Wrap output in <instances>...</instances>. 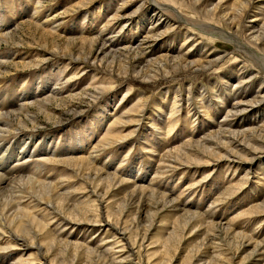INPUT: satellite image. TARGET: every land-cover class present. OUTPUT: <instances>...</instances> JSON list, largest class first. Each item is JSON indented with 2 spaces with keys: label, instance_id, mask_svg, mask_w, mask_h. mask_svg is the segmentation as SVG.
<instances>
[{
  "label": "rangeland",
  "instance_id": "374dc122",
  "mask_svg": "<svg viewBox=\"0 0 264 264\" xmlns=\"http://www.w3.org/2000/svg\"><path fill=\"white\" fill-rule=\"evenodd\" d=\"M36 1L0 0V23L7 22L6 25L11 26L18 23L12 38L0 43V59L5 60L7 54L15 52L25 55L34 64L43 54L54 53L56 47H61L64 55L50 58L48 65L41 63L37 68L27 66L30 63L22 66L8 61L6 68L10 74L0 71V109H7L13 99L16 101L15 93L22 87L30 91L35 86L45 85L50 89L70 77L64 83L63 95L43 106L31 107L30 118L24 123L27 129L23 131L35 135L34 145L54 148L57 154H43L48 158L40 155L50 158L42 169H33V159L26 161L17 169L18 175H14L27 177L30 174L35 179L54 181L61 174L66 185L60 191L63 192L60 199L48 196V201L55 206L38 200L46 195L36 190H22L25 194L22 204L33 208L37 204L32 216L46 227L28 221L26 226L15 227L13 233L26 240L25 245H32L31 230H35V245H40L41 252L38 253L35 246H20L19 241L16 244L3 228L7 233L0 232L3 248L0 264H44L42 255L47 256L51 264H55L53 260L56 264H264V211L258 212L256 207L264 200V146L254 151L253 160L244 152L247 161H240L235 168L236 163L220 156V150L212 155L202 144L218 129L228 104L240 98L253 101L264 95V62L258 60L259 57L250 60L241 49L214 32L203 33L176 20L173 31L160 43L156 37L150 48L144 45L145 59L153 61L156 55L164 59L166 53L181 55L190 47L189 59L194 60L195 67L202 68L210 60L212 68L192 73L191 69L170 64L169 59L153 61L147 72L149 76H142L146 79L143 81L142 77H135L126 59L118 54L110 58L104 56L100 61L96 59V64L71 59L82 60L92 47L90 55L94 57L99 46L97 35L117 37L116 31L123 20L116 25L105 23L118 0L109 8L107 5L113 0H92L86 6L82 0L46 1L45 10L39 13L42 20L46 12L58 14L71 8L68 14L51 20V25L59 23L60 26L57 33L51 35L42 32L29 19ZM192 1L179 0L177 6L187 16L198 18L201 15L190 11L188 4ZM197 1L202 5L217 4L223 11L236 6L235 0ZM141 3L136 0L129 10L134 22L141 16L146 19L152 12L147 3ZM263 3L264 0H253L243 18L246 26L252 23L250 17ZM99 4L105 6L106 14L98 9ZM25 9L26 15L25 12L20 14ZM19 15L20 23L14 21ZM148 25L144 21L143 28L147 29ZM2 27L0 24V31ZM222 27L240 37L226 24ZM63 28L75 32L62 33ZM184 29L194 33L197 39L183 46L181 41L185 38L179 39L170 50L171 42L167 40L180 30L184 33ZM120 34L131 37L133 32L122 30ZM59 35L65 37L55 38ZM209 51L212 53L206 57ZM112 58L115 59L110 61ZM146 63L135 65L134 70ZM97 82H109L113 86L99 93L97 98H91L92 85ZM137 101L142 111L127 112ZM252 104L239 118L229 122L231 131L247 125L255 127L264 120V103ZM73 109L80 114L73 115ZM114 114H123L120 120L126 122L117 124L111 131L119 130L127 136L99 153L97 167L109 174L96 175L88 169L87 163L81 164L70 157L77 153L80 140L90 138L94 143L110 131L108 122ZM134 118L139 120L127 121ZM9 119L18 124V117ZM15 137L10 134L6 141H16ZM39 153V149L35 150L34 156L42 158ZM172 160L174 165L169 163ZM13 163L10 162L9 167ZM1 204L0 201V208ZM194 212L199 215L198 222L186 225V216Z\"/></svg>",
  "mask_w": 264,
  "mask_h": 264
},
{
  "label": "bare ground",
  "instance_id": "6f19581e",
  "mask_svg": "<svg viewBox=\"0 0 264 264\" xmlns=\"http://www.w3.org/2000/svg\"><path fill=\"white\" fill-rule=\"evenodd\" d=\"M46 1L52 2L54 0H38L36 1V3L34 2L35 3L33 6L34 12L30 15L29 19L33 20L35 25L42 29V32L48 35L56 34L57 30H59V27H60L59 23L56 25H51V20L63 14H68V12L71 11V8L69 9L65 8L63 11H59L58 14L55 12H51V11L50 13L46 12L45 17L42 20L39 13L45 10L43 9L44 8L43 3H45ZM90 1L92 0H82L81 3H83V6H86ZM107 1L108 0H105V2ZM114 1L115 0L111 1L110 4L107 5V7L109 8ZM135 1L136 0H118V3L116 4L115 9L110 13V15L107 16V20L105 23V25L107 26L109 24L116 25L117 23H119L120 20H123V23L120 25L119 30L116 31L117 37H113L112 35H109L108 37L103 38L97 35L95 39L98 40L99 46L97 50H95L96 54L94 55V57L92 54L90 55V53L92 52V49H94L92 47L91 51L88 52L87 55H85V57L82 58V60L79 59V57H71V59L73 61H81L83 63L96 64V59L97 61H100V59H102L104 56L105 58H110L113 54H118L120 56H123L126 59L127 67L135 73V77L136 76L148 77L149 74L147 72L151 70L150 68L154 64L153 61L159 62L163 60V62H166V60L168 59L170 60V64L176 67L178 64L180 67L184 69L185 68H188V70L191 69L192 73H197L199 70L209 69L211 67L209 65L210 60L207 61V63H205L206 65L202 66L203 69L201 68V66L195 67L196 64L193 62L194 60L191 61L189 59L190 53H188V50H190V47H188L187 51L182 53L181 55H172V54L166 53L164 55V59L162 56L160 57V55H156L153 61H147L145 59V54L142 52L144 45L147 44V47L150 48V44L153 42V39L156 37L158 38L157 41L160 43L164 39L167 33L173 31L174 25L176 24L175 21L177 20V21H182L183 23L195 29L197 28L198 29L197 31H203V33H206L208 31L214 32V34L217 35L218 37H221L225 39L226 41L231 42L234 46H236V48L241 49L250 60L253 58L259 57L260 59L258 60H261L262 62H264V10H263L264 5L263 6L257 5L259 6L258 7L259 10L254 12V15L250 17L251 19L249 20V22H252V23L246 26V24L243 22V18L245 17L246 12L249 9V7L252 5L253 0H235L236 2L235 1L234 2L236 6L227 11H223L222 8L220 9L217 4L202 5L197 0H193L192 2H189L188 5L190 8V11L195 12V14L201 15L198 18L187 16L182 11V8L177 6V3L179 0H163L165 1V3H161L158 0H141L142 1L141 5L147 3L148 9L152 12L150 13V16L147 17L146 19L144 18V16H141L140 19L138 20L136 19V21L134 22V20H132L130 17V15L132 14V10L130 11V13H129V10L131 9ZM98 6H99L98 9H100L101 13H105L106 11L105 6H102V4H99ZM73 7L76 8V5ZM255 8L257 7L255 6ZM261 10H263V12H261ZM26 11L27 10L25 9L21 11L20 14H23L25 12V15H26L27 13ZM21 18L22 17L19 15L14 21L17 22V20L18 19L21 20ZM167 20H170L172 22V25L171 23H168ZM144 21L145 23L146 22L149 23V25L147 26V29L143 28ZM20 22L21 21H19V23ZM6 23L5 22L4 24L0 23L1 27L3 26L2 28H4L3 30L0 31V43L2 41L6 42L10 40L13 36V32L16 29V26L18 25V23H14L11 26V24L6 25ZM222 24H226L231 29L238 32L240 37H238L235 33L232 34L229 30L223 28ZM89 26L90 24L87 25V29H89ZM245 26L247 27V29L243 30ZM158 28H161V29L160 31L157 32ZM63 30L64 31H62V33L65 32L67 34L75 32L74 29H71V28L69 29L63 28ZM122 30L123 32H127V33L133 32V34L131 37L129 35L128 37L126 36L121 37V34L119 35V33L122 32ZM163 30H164V34L161 35L163 33ZM189 31L190 30H185V32L183 33V31L180 30L176 36H173L172 38L168 39L167 41L171 42L169 49L170 50L174 49L175 47L173 46L174 44L173 42L179 39L183 40L185 38L183 41H181L182 46L184 45V43L188 41H194V39H197L195 34L190 33ZM64 37L65 36L62 37L61 35H59L55 38L63 39ZM119 37L120 39H118ZM157 41L155 43H158ZM141 45L143 47H141ZM190 46L192 49V45ZM58 51L62 52V54L59 55ZM211 53H212L211 51L207 52L206 57L211 55ZM62 55H64L62 48L56 47L54 50V53L43 54V56H41L42 57L41 60L37 61L34 64H31V62H29V60L25 57V55L15 53V52L12 54L9 53V55L7 54L5 56L6 58L5 60L0 59V71H3L5 75L10 74V70L6 68V63L8 61L14 62L15 65L21 64L22 66L24 64L30 63L27 66L37 68L41 63H43V66L48 65L47 61L50 58H55V57L63 58ZM99 55L101 56L98 57ZM113 59L115 58H112L110 61H112ZM141 62L142 63L147 62V63L143 65L144 67H141L139 70L135 71L134 66L140 65ZM101 65H104V64H98V66H101ZM105 66H107V64H105ZM73 77H75V75L72 76V78ZM69 79H66L64 82H61V83L58 80L57 81L59 82L58 85H55L50 89H48L45 85L41 87H39V85L35 86V88H33L30 91H28L27 88L23 89L22 87L19 93H15L16 94L15 99L17 98V100L15 101L13 99L11 104L9 103L10 106L7 109H4V110L0 109V201L2 203L1 204L2 208H0V232L2 231V233H7V231H4L3 229V228H6L9 231L8 235L12 237V240L15 241L16 244H18L17 242L19 241L21 242L19 244L20 246L21 245L24 247L35 246V249L38 253H40L41 250H40V245H38V247H36L35 245L36 235L34 233H37L35 230L30 229L33 234V237H31L30 240L32 239L34 241L32 242V245H25L26 240L21 239L19 236L13 233V229L15 227H18L21 225L26 226V222L28 221L35 223V224H40L44 228L46 227L41 222H39V220H37L35 216L34 217L32 216L35 211L34 208L38 206L37 204L34 205V208L31 207V205L29 204L26 206L22 204L25 200V197H24L25 194L22 192V190L23 189L36 190L41 195H46L45 198L39 197L38 200L43 202L45 205L52 204V206L53 205L55 206L54 203L48 201V196H50L54 200L60 199L63 195V192H60V191L63 188H65L66 183L64 182L63 175L61 174H59L58 178L54 181L53 180L43 181L42 179H37V178L35 179L30 174H29L30 176L28 175L27 177L25 175L21 176L23 174H20V176H14V175L15 174L18 175V173H16L17 169L21 165H23L24 162L26 161L28 162L31 159H33V161L31 160L32 163L34 164L33 169H36L38 167H39L38 169H42V167L44 166V162H47V160L50 159V158L47 159L48 157L46 155L55 156L57 154V151L54 148L51 149L48 146L47 148L46 146L44 147L41 145L40 146L34 145L35 135L33 133H29L28 131H23L27 129L25 128L24 123L26 119L30 118L29 112H30L31 107L43 106L44 104H47L51 99H54L55 97H58V96H62L64 93V90L66 89L64 87V83L67 82ZM142 80L145 81L146 79L142 77ZM262 84L263 82L260 84L259 89L261 88ZM112 86L113 84L109 82H106V83L97 82L92 85L93 90L90 92L89 95L91 98H97V96L100 95L99 93H102L108 89H111ZM235 86H237V84ZM13 91H15L14 88H13ZM69 92L70 91L68 90L66 93L68 94ZM15 94L12 93V95H15ZM138 100L140 101V99ZM139 101H137L136 104H134L133 106L134 108H130L129 110H127V112H130V111L141 112L143 107L137 104ZM252 103L254 104L256 103V105L263 104L264 95L260 96L257 100H253V101H245L240 98V99L234 100L231 104L227 103L228 104L227 111L225 113V116L218 123V129L212 132L210 136L206 137V141L202 143L206 152H209L210 154L215 155L217 153V150H220L221 151L220 156H225V158L228 161L232 163H236L234 164L235 168L238 167V163L239 164L241 163L240 161H247L246 160L247 154H250L251 156L250 158L252 160L254 159V153H255L254 151H259L264 146V120H261V123L259 125L258 124L254 125L255 127H249L247 125V126H244L240 130L237 129V131H231L232 129L230 130L228 128L230 125L229 122L235 120L236 118H239L241 113H243L248 107L253 105ZM71 111L73 115L80 114L76 109H73ZM20 114L22 115L20 116ZM122 115L123 114H114L113 116H111L108 122L110 131L108 130V132L104 133L103 136L100 137V139L98 140L95 139L94 143L93 141H91L90 138L88 141L80 140L78 144V149L76 147L77 153L75 154V156H72L70 158L76 160L77 162H80L81 164L87 163L89 167L88 169L93 171L94 174L96 175L97 174L108 175L109 173H103L101 171V168L97 167V164H96L98 161L97 158L98 156H100L99 153L105 147L111 146L115 144L117 141L127 136V134H124V135L121 134L119 130L111 131V129L116 127L117 124L119 123L124 124L123 122H126V121H123V119L122 121L120 120V117ZM12 117L19 118L18 124H14L9 119ZM138 120H139L138 118H134L133 120H127V121H138ZM10 134H13L14 137L17 136V138L15 137L16 139L14 138L16 141H12L10 143L6 141V139L8 140ZM25 135L29 137L26 139L25 137L24 138L21 137ZM239 135H241V138L238 137ZM88 143H89V146L87 145ZM15 144L16 146L17 145L19 146L16 148L14 146ZM8 145H10V147ZM36 148L40 150V153L38 156L46 154L45 156L44 155L43 156L47 158H44L43 156H40L42 158L35 157L34 156L35 150L37 152ZM244 152L247 153L245 160L243 157ZM240 155L242 156L241 159L239 158ZM57 158L58 157H56V159ZM56 159H54L55 162L58 161ZM13 161L14 163L9 167L10 162H13ZM41 161H43V163ZM170 162L174 165L173 160L169 161V163ZM6 168L11 172L9 175L7 172L8 170ZM170 168H173V167H170ZM151 182L152 181H149L148 184L151 185ZM136 186H140V185H137V184L134 185V187ZM62 207L64 208V206ZM256 207L257 209H259L257 210L258 212L264 211V200L262 201V203H259ZM195 214H192V215L189 214L188 216H186L185 218V221H187L186 225H188L189 223L198 222L199 215L196 214L197 216H195ZM0 249L3 250V248L1 247ZM41 257L44 260V261L42 260V263L51 264V261L48 260L47 256L42 255ZM53 261H55L53 263L56 264V260H53Z\"/></svg>",
  "mask_w": 264,
  "mask_h": 264
}]
</instances>
